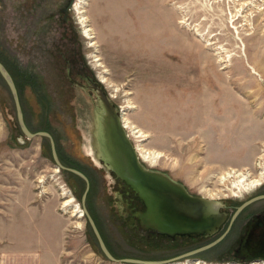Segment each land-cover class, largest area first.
<instances>
[{
	"label": "rangeland",
	"instance_id": "374dc122",
	"mask_svg": "<svg viewBox=\"0 0 264 264\" xmlns=\"http://www.w3.org/2000/svg\"><path fill=\"white\" fill-rule=\"evenodd\" d=\"M68 1L0 0V58L35 76L49 106L44 113L35 94L24 90L27 129L44 132L46 124L57 157L70 160L60 163L88 178L85 208L115 259L171 260L166 254L181 250L180 244H162L171 251L162 252L111 214L120 180L96 161L95 99L67 75L80 84L85 77L94 82L122 123L143 133L136 137L125 129L136 150L160 154L144 160L137 150L145 167L192 194L232 204L239 191L251 188L234 172L253 181L264 174V0H74L65 15ZM14 119L1 78L0 251L26 237L65 240L52 248L69 249L57 250L67 263L74 257L76 264H125L104 259L83 214L81 183L57 168L48 139H26ZM192 261L252 264L194 257L169 264Z\"/></svg>",
	"mask_w": 264,
	"mask_h": 264
},
{
	"label": "water",
	"instance_id": "95a60500",
	"mask_svg": "<svg viewBox=\"0 0 264 264\" xmlns=\"http://www.w3.org/2000/svg\"><path fill=\"white\" fill-rule=\"evenodd\" d=\"M73 4L74 0H69L66 7L62 10L63 14L66 15L67 11L72 9ZM0 77L10 92L14 104L15 117L25 138H47L50 144L51 157L57 168L76 175L84 182V191L80 203L86 221L104 258L111 262L125 264H169L170 262H175L176 260L207 250L218 242V240L214 241L189 254L166 261L115 259L106 248L93 219L85 208L86 195L90 187L88 178L83 173L64 167L60 163L56 154L54 141L49 133H31L27 129L16 87L11 76L1 63ZM67 78L76 88L84 92L90 91L94 96L95 100H91L93 115L92 146L95 151L96 161L100 162V165L103 164L101 166L108 173L111 172L116 179L126 184L138 199L143 202L145 211L136 212L134 214L135 220H138L148 230L170 237L175 235L212 234L221 228L226 220V215L219 212V209L223 205L222 202L210 200L203 196H192L181 183L176 182L164 172L145 167L125 131L116 108L103 90L86 77L83 78L84 84H80L72 79L69 73Z\"/></svg>",
	"mask_w": 264,
	"mask_h": 264
},
{
	"label": "flooded vegetation",
	"instance_id": "af4514ba",
	"mask_svg": "<svg viewBox=\"0 0 264 264\" xmlns=\"http://www.w3.org/2000/svg\"><path fill=\"white\" fill-rule=\"evenodd\" d=\"M261 176L258 178V180L261 179L258 185L248 190L239 191L232 204L225 201L222 203L219 212L226 215V220L221 228L212 234L170 237L146 229L138 220L134 219L136 212L145 211L143 202L128 186L120 181L115 184L116 188L111 194L110 201L112 204L109 209L114 217L120 219L123 226L133 232L134 236L147 244L151 242L159 244L162 252H171L168 251L169 246H173L174 249V246L180 244L183 247L181 250L177 251L176 249L175 252L166 254L168 258L172 257L170 259L189 254L218 240L213 247L188 257L243 263L264 261V177L261 178ZM66 177L68 181L76 182L75 178L68 175ZM187 192L196 196L189 191ZM162 244L168 247L161 248Z\"/></svg>",
	"mask_w": 264,
	"mask_h": 264
},
{
	"label": "crops",
	"instance_id": "0c3cea01",
	"mask_svg": "<svg viewBox=\"0 0 264 264\" xmlns=\"http://www.w3.org/2000/svg\"><path fill=\"white\" fill-rule=\"evenodd\" d=\"M57 242L54 240L50 244L45 242L44 239L29 240L27 237L25 239H15V241L9 243L13 246L5 247L0 251V264H76L74 257L69 258L70 263L62 259L57 250L61 251L65 249L64 247L57 250L52 248V246L66 245L65 240L63 244ZM65 250V252L70 253L69 249Z\"/></svg>",
	"mask_w": 264,
	"mask_h": 264
},
{
	"label": "trees",
	"instance_id": "16d2710c",
	"mask_svg": "<svg viewBox=\"0 0 264 264\" xmlns=\"http://www.w3.org/2000/svg\"><path fill=\"white\" fill-rule=\"evenodd\" d=\"M0 63L5 67V69L8 71L9 75L11 76L13 82H14V85L16 87V90H17V93H18V96H19V100H20V104H22V95H23V92L26 88H28L33 94H35V96L37 97V100L40 104H43L44 108L42 107V110L44 111V113L46 112V110L49 109V106L48 104H45L44 103V96L41 95V92L39 91V88H38V83H37V79H35V76H32V74H26V73H21L17 70V67L15 64L13 63H8L6 62L3 58H0ZM1 79V77H0ZM41 89V88H40ZM42 90V89H41ZM21 109H22V113H23V116H24V122H25V125L26 127L31 130V125H30V122L27 120V116H26V112L24 111V108H23V105H21ZM43 115L45 116L46 114ZM15 120V119H14ZM16 121V120H15ZM44 127L43 131L44 132H47V133H50L49 130L46 128V124H43L42 125ZM56 145V143H55ZM45 147H46V150L49 151V153L51 154L50 152V144L47 142V144H45ZM57 150V148H55ZM60 152H58L59 154ZM64 156V155H62ZM62 156H59V160L62 161L65 160L66 158H62ZM70 160L69 159H66L63 164L64 165H68L70 164L69 162ZM80 171V170H78ZM65 175H68L72 178H75L76 179V182L79 184L81 183V189H83L84 187V183L83 181L77 177L76 175L70 173V172H66V171H63ZM81 172V171H80ZM105 259V258H104Z\"/></svg>",
	"mask_w": 264,
	"mask_h": 264
},
{
	"label": "bare ground",
	"instance_id": "6f19581e",
	"mask_svg": "<svg viewBox=\"0 0 264 264\" xmlns=\"http://www.w3.org/2000/svg\"><path fill=\"white\" fill-rule=\"evenodd\" d=\"M79 1V5L81 4V5H85V0H78ZM78 4L75 6V7H77V10L80 8V6H79ZM86 35L87 36H89L90 35V33H89V30H87V32H86ZM123 115V114H122ZM122 121V120H121ZM123 122H124V127H125V129L126 130H131V132L133 133V134H135V136L136 137H142L143 136V133L140 131V130H138V129H136V127L135 126H133V125H131L130 123H127V121H125V119H123ZM140 147V146H139ZM139 147H137V150H138V152H140L141 153V155H142V158L144 159V160H151V159H155V158H159V157H161L160 156V154H156L155 152H150V151H146V150H144V149H142V148H139ZM233 173V172H232ZM262 174V173H261ZM233 175L237 178V182L239 183V184H244V185H246V186H248V187H254V186H256V185H258L259 184V181H261V179L260 180H255V181H253V180H251V179H249V176H248V174H242V173H238V172H234L233 173ZM264 174H262V176H261V178H263L264 176H263ZM232 176H230V175H228V177H227V175H226V178L227 179H229V178H231ZM225 177L223 178V181H225V180H227ZM222 181V180H221ZM234 185V184H233ZM238 185V184H237ZM235 186V185H234ZM69 202H73L72 201V199H70L69 198ZM67 203V202H66ZM77 208L76 207H74V212H77V210H76ZM83 214H84V212H83ZM78 218H81L82 217V212L80 213V212H78ZM84 216H85V214H84ZM261 262V261H260ZM263 263L262 264H264V261H262ZM253 263H255V262H252V264ZM259 263V262H258ZM186 264V263H185ZM187 264H189V263H187ZM190 264H197V262H191ZM199 264V263H198Z\"/></svg>",
	"mask_w": 264,
	"mask_h": 264
}]
</instances>
